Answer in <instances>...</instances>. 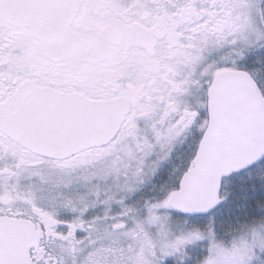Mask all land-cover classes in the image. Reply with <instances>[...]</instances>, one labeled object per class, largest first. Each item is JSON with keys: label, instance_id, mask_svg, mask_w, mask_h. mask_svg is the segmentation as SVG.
Returning <instances> with one entry per match:
<instances>
[{"label": "snow or ice", "instance_id": "6c2138e0", "mask_svg": "<svg viewBox=\"0 0 264 264\" xmlns=\"http://www.w3.org/2000/svg\"><path fill=\"white\" fill-rule=\"evenodd\" d=\"M0 264H264V0H0Z\"/></svg>", "mask_w": 264, "mask_h": 264}]
</instances>
